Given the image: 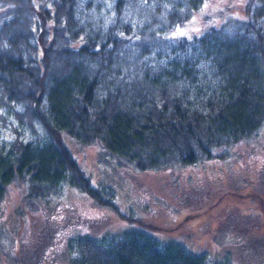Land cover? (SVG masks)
Returning <instances> with one entry per match:
<instances>
[{
  "label": "trees",
  "instance_id": "obj_1",
  "mask_svg": "<svg viewBox=\"0 0 264 264\" xmlns=\"http://www.w3.org/2000/svg\"><path fill=\"white\" fill-rule=\"evenodd\" d=\"M206 1L0 0V124L13 118L35 132L40 124L47 135L30 141L10 123L14 139L0 141V206L14 182L27 183V202L58 194L63 182L109 202V189L92 184L66 135L100 144L106 163L111 155L144 172L224 157L219 148L254 135L264 123V0H246L244 17L199 35L171 36ZM255 176L244 185L256 196L243 202L264 207L263 190L254 188H264V173ZM224 177L184 186L178 205L219 204L240 188L238 177ZM234 209L222 207L215 223L255 222L231 238L240 264H264V219ZM226 225L200 227L224 234ZM138 228L108 241L80 236L73 263L219 264L207 250Z\"/></svg>",
  "mask_w": 264,
  "mask_h": 264
},
{
  "label": "rangeland",
  "instance_id": "obj_2",
  "mask_svg": "<svg viewBox=\"0 0 264 264\" xmlns=\"http://www.w3.org/2000/svg\"><path fill=\"white\" fill-rule=\"evenodd\" d=\"M245 1L207 0L188 22L177 24L169 33L176 37H190L229 17H244ZM12 121L22 129L24 138L34 142L47 139L40 124L35 132L10 118L7 125L0 124V141L14 139ZM261 125L251 137L234 146L219 148L217 153L225 154L224 157L204 159L195 166L174 165L148 172L139 171L134 165L122 168L111 155L107 157L112 163H106L100 159V144L79 143L66 135L67 144L92 184L103 190L109 189V202L97 203L88 193L65 182L58 194L27 202V183L9 184L0 206V264H37L40 261H34L35 257L38 258L37 253L41 254L44 264H75L73 259L77 258L76 246L80 236L88 234L100 241H108L113 237L120 238V234L128 229H139L138 226L160 239H179L198 252L207 250L219 264L224 261L240 264L237 254L240 243L231 236L238 231L242 234L255 222L249 219L242 222L232 216L220 226L221 223L216 224L214 218L222 207L231 203L237 208L233 214L251 213L264 219L263 205L255 203L253 198L243 202L248 194L256 196L250 187L244 185L248 183V176L264 173V123ZM225 175L238 177L240 188L235 189L234 194L226 193L219 204L197 209V205H193L195 208L178 205L184 186L190 188L203 177L225 179ZM218 180H214L216 185ZM258 187L254 188L264 192L263 187ZM205 222L213 229L224 227V224L230 229L224 234L219 228L214 233L210 229L205 231L200 227Z\"/></svg>",
  "mask_w": 264,
  "mask_h": 264
}]
</instances>
